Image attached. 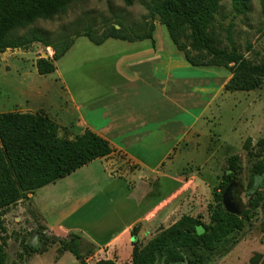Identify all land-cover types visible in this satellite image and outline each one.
Masks as SVG:
<instances>
[{"label": "rangeland", "instance_id": "rangeland-1", "mask_svg": "<svg viewBox=\"0 0 264 264\" xmlns=\"http://www.w3.org/2000/svg\"><path fill=\"white\" fill-rule=\"evenodd\" d=\"M148 1L130 0V3H127L125 0H82L72 4L64 15L48 21L34 22L32 26L22 30L20 35L26 34L31 29H39L45 33V39L54 44L65 37H73L76 32H84L87 27L98 35L108 26L114 25L119 29L117 24H120L129 31V28L142 25L146 21L155 24L152 33L155 50L161 54L174 52L175 48L165 27L158 23L157 19L149 21L146 18L148 13L144 4ZM231 1H222L217 21L223 29L230 27L235 44L246 58L254 59L256 54H264V14L261 12L259 0H250V9L245 15H236L232 11ZM129 35L134 37L136 34ZM134 44L138 43L109 39L101 45H95L83 36L77 37L66 54L55 62L56 71L48 75H39L35 62L39 58L50 59L53 55L51 47L34 43L26 50H6L0 53V114L30 112L47 115L44 110H48V107L51 110L56 109L58 104L64 105L65 101L70 104L71 98L76 103L84 105V108L87 107L88 102L102 99L106 94L104 88L110 87L104 79V66L107 61L114 60L117 58L116 55H125ZM140 46L142 51H150L152 48L150 41H144ZM199 70L191 67V76L198 75ZM208 72H223L222 74L225 75V70L220 68H211ZM193 92L198 91L193 90ZM38 93L43 102L38 106L41 108L40 111H37V107H30L32 104H37L34 97ZM158 98L162 99L160 96ZM193 101H190V123L200 110L193 107ZM181 104L187 106L188 102L184 101ZM169 131L174 137L164 140L162 133H158L152 140L153 154L143 157L153 160V163H156V159H164L163 164L157 167L159 174L175 178L185 175L194 177L195 184L189 185L188 192L173 202V205L181 201L183 204L175 209L172 219H167L168 221L158 230L170 226L182 215H199L204 222L209 221L207 206L213 201L212 190L219 184L226 170L227 160L232 155L239 157L242 168L235 179L236 200L242 211L249 210L242 230L232 234L217 251L213 253L197 251L194 256H188L181 264H251L250 260L254 257L257 260L258 255L261 256L258 262H262L264 260V186L261 188V197L254 206V199L248 197L246 192L253 160L243 150V144L246 140H250L251 146L257 149V142L264 140V85L251 92L221 91L216 101L207 108L206 117L198 120L182 142H178V138L182 135L181 132L178 133V128ZM60 135L69 139L74 137L65 129L61 130ZM147 173L144 168L135 170L137 177ZM204 183L211 186L207 188ZM132 184L133 181L128 179L117 181L105 192H109L111 188L127 192L131 190ZM177 188L176 181L160 177L151 187L153 190L151 198L142 204L144 213L148 205L161 201ZM42 192L36 191L32 199L27 195L5 209L0 243L8 255L6 264H79L69 252L61 253L58 239L42 238L41 215H45V209L48 208L46 202L44 208L42 207ZM103 198L105 204L110 199L108 193ZM49 203L48 210H57L52 202ZM112 208L119 210L118 217L122 219L117 218L115 214L110 215L108 210ZM124 210L125 207L117 202L109 203L108 207L96 214V217L102 215V227H96L89 233L96 239L105 241L116 229L122 228L125 221L131 219L130 215L126 216ZM50 219H53V216H50ZM73 220L75 217L68 221ZM155 234L156 232L151 236L145 233L137 243L142 246ZM67 239L68 237L60 240ZM87 247L89 246L86 245L80 250L86 264H95L98 260L109 258L117 264L130 263L131 259H125L123 250H119V253L114 247H108L100 252L93 251L87 254ZM119 258L122 261L118 260Z\"/></svg>", "mask_w": 264, "mask_h": 264}, {"label": "trees", "instance_id": "trees-1", "mask_svg": "<svg viewBox=\"0 0 264 264\" xmlns=\"http://www.w3.org/2000/svg\"><path fill=\"white\" fill-rule=\"evenodd\" d=\"M82 0H0V53L6 50L28 49L34 43L51 47L52 57L39 58L35 67L39 75L55 71V62L62 58L72 46L74 39L87 38L95 45L108 39L126 42L153 40L154 25L144 21L142 25L127 29L117 24L108 26L96 35L90 27L84 32H76L73 37H65L51 44L45 33L31 29L26 34L20 32L38 20L48 21L64 15L74 3ZM130 3V0H125ZM223 0H149L144 4L149 21L158 20L167 31L177 53L194 68L225 70L230 76L224 85L225 92H251L264 85V54H256L254 59L241 53L230 33V27L223 29L217 15ZM232 11L245 15L250 9V0H232ZM264 14V0H259ZM136 35L130 36L129 34ZM249 51V50H248ZM223 73V72H222ZM61 128L47 115L30 112H7L0 114V232L3 230V213L27 195L66 178L94 160L110 156L113 149L109 143L85 130L69 139L60 135ZM257 149L250 140L243 144V150L253 160L250 167V180L247 195L254 199V206L261 197L264 186V140L257 142ZM240 159L232 155L227 160L225 172L219 184L212 190V203L207 210L209 221L202 217L182 215L177 221L161 228L139 246L132 243L129 264H181L197 251L213 253L232 234L242 230L249 210L240 216L227 213L221 205L222 194L231 180L241 172ZM253 201V200H252ZM136 228L132 236L136 235ZM42 238L47 236L42 232ZM58 239V238H56ZM59 240L61 253L69 252L79 264H86L80 254L86 243L75 233L67 240ZM87 254L95 249L88 245ZM252 258L251 264H264ZM8 255L0 243V264H6ZM16 264V263H13ZM95 264H117L110 259L98 260Z\"/></svg>", "mask_w": 264, "mask_h": 264}, {"label": "crops", "instance_id": "crops-1", "mask_svg": "<svg viewBox=\"0 0 264 264\" xmlns=\"http://www.w3.org/2000/svg\"><path fill=\"white\" fill-rule=\"evenodd\" d=\"M145 41H150V51H142L140 43L144 41H139L135 42L139 45L134 44L125 55H116L117 58L107 61L104 79L110 87L104 88L106 94L102 99L90 101L84 108V105L71 98L70 104L65 101L64 105L58 104L56 109L48 107V110H44L71 136L89 130L105 139L113 149L110 156L94 160L66 178L40 189L43 191L42 207L46 202V207L49 208V202H52L57 208H47L45 215H41L39 223L47 237L65 239L69 234L75 233L81 236L84 243L92 245L94 252L114 247L118 251H124L125 259H131L133 238L138 241L145 233L151 236L157 233L164 222L172 219L175 209L183 204L181 201L173 205V202L188 192L189 185L195 184L194 177L185 175L175 178L159 174L157 167L163 164L164 159H156V163H153V160L143 156L153 154L152 140L158 133H162L165 140L174 137L169 134L170 129L178 128V133H182L178 142H182L198 120L206 117L207 108L216 101L230 76L200 69L199 74L192 77L191 66L181 54H175L176 50L161 54L155 50L154 40ZM34 99L37 104L30 107L38 108L43 104L40 93ZM191 100H194L193 107L200 109L194 115L192 123L189 122ZM184 101L188 102L187 106L181 104ZM40 110L41 108L37 109ZM186 116L187 122L184 121ZM142 168L148 173L137 177L135 170ZM159 176L176 181L178 188L161 201L148 205L144 213L142 204L151 198V187L157 183ZM124 179L133 181L131 190L120 192L117 188H111L109 192H105L115 182ZM204 185L207 188L211 186L207 183ZM107 193L110 199L105 204L103 197ZM34 195H30L31 199ZM111 202L124 206L126 216L130 215L131 219L125 221V225L116 229L105 241L98 240L89 232L102 227V215L96 217V214ZM85 208L87 209L83 212ZM108 211L110 215L115 214L117 218H121L118 217V209ZM74 217L75 220L68 221ZM134 228L136 235L133 237ZM118 260L122 261L120 258Z\"/></svg>", "mask_w": 264, "mask_h": 264}, {"label": "water", "instance_id": "water-1", "mask_svg": "<svg viewBox=\"0 0 264 264\" xmlns=\"http://www.w3.org/2000/svg\"><path fill=\"white\" fill-rule=\"evenodd\" d=\"M236 189L237 183L235 180H231L222 194L221 205L227 213L240 216L242 210L239 207V202L236 200ZM133 240L135 241L136 238L134 237Z\"/></svg>", "mask_w": 264, "mask_h": 264}]
</instances>
